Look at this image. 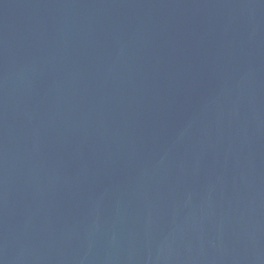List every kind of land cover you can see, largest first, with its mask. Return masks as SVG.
<instances>
[{"label": "water", "instance_id": "95a60500", "mask_svg": "<svg viewBox=\"0 0 264 264\" xmlns=\"http://www.w3.org/2000/svg\"><path fill=\"white\" fill-rule=\"evenodd\" d=\"M0 264H264V0H0Z\"/></svg>", "mask_w": 264, "mask_h": 264}]
</instances>
